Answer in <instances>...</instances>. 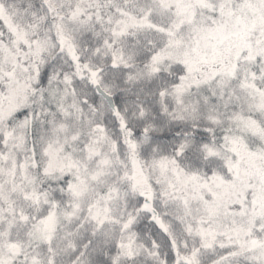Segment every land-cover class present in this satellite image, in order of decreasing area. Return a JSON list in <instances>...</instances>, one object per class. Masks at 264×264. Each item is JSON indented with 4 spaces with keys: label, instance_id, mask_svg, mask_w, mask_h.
I'll list each match as a JSON object with an SVG mask.
<instances>
[{
    "label": "snow or ice",
    "instance_id": "obj_1",
    "mask_svg": "<svg viewBox=\"0 0 264 264\" xmlns=\"http://www.w3.org/2000/svg\"><path fill=\"white\" fill-rule=\"evenodd\" d=\"M0 264H264V0H0Z\"/></svg>",
    "mask_w": 264,
    "mask_h": 264
}]
</instances>
